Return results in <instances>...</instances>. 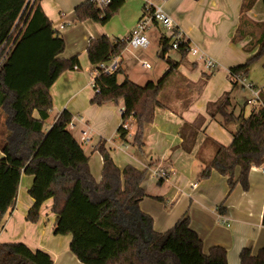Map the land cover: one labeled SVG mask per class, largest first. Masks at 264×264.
<instances>
[{"label": "trees", "instance_id": "trees-1", "mask_svg": "<svg viewBox=\"0 0 264 264\" xmlns=\"http://www.w3.org/2000/svg\"><path fill=\"white\" fill-rule=\"evenodd\" d=\"M256 1L243 0L242 20ZM29 2L0 0V111L6 114L7 129L0 140V221L14 210L22 177L28 175L34 177L29 192L35 202L27 220L37 223L42 204L52 199L57 216L53 234L70 235V251L83 264H228L227 250L222 247L204 253L202 240L191 229L187 216L164 233L154 231V221L140 210L139 204L146 196L142 184L148 170L132 166L119 169L100 147L104 165L102 179L97 182L91 174L90 158L69 130L72 113L64 111L49 130L44 127L53 108L50 89L61 74L73 70L79 61L76 57L60 58L66 49L61 33L44 13L41 0ZM124 2L114 0L101 11L87 0L75 9L77 21L92 20L105 25ZM257 26L263 32L246 48L248 52L257 48V52L244 65L231 68V74L247 77L252 65L264 59V24ZM246 34L241 25L232 40L243 41ZM170 41L166 36L161 39L164 53L169 51ZM88 45V58L96 73L92 105L101 107L123 101L119 133L125 138L129 131L124 123L134 119V140L142 146L145 127L152 124L156 110L163 108L160 96L180 64L169 59V70L158 82L150 81L144 86L128 78L120 82V68L109 75L100 66L120 57L127 44L122 39L102 36ZM187 46L181 43L178 50L182 58L187 55ZM231 81L233 86L238 84ZM215 105L213 117L219 115L223 123L236 124L239 130L233 132L230 146H216L209 161L202 160L210 140L205 141L198 153L205 169L203 177L217 172L227 177L231 189L238 183L248 190L252 167L264 165V111L252 112L247 118L237 116L231 110L230 93ZM195 136L196 133L191 138ZM224 209L222 205L220 211ZM0 264H53V260L46 252L11 242L0 243ZM240 264H264V246L258 254L244 249Z\"/></svg>", "mask_w": 264, "mask_h": 264}, {"label": "crops", "instance_id": "crops-1", "mask_svg": "<svg viewBox=\"0 0 264 264\" xmlns=\"http://www.w3.org/2000/svg\"><path fill=\"white\" fill-rule=\"evenodd\" d=\"M86 1L40 2L54 29L65 41L66 49L60 58L69 60L76 57L79 61L77 69L61 74L50 89L53 99L50 114L56 112V115L49 127L64 111L72 113L75 127L69 130L77 132L78 140L83 142L82 133L88 132L89 139L85 143L89 150L83 149L90 158L91 174L97 182L102 179L104 165V158L98 151L100 147L107 151L119 169L132 166L137 170H148L142 184L146 196L139 204L140 210L154 221L155 232L164 233L187 216L191 229L202 240L204 253L209 254L212 248L222 247L227 250L228 264H240V254L244 249L258 254L264 246V165L252 167L248 190L238 183L231 189L227 177L217 172L208 178L203 177L205 169L198 153L205 141L210 140L202 155V160L209 161L215 155L217 145L228 147L233 142L237 125L223 123L219 115L213 117L217 109L215 104L230 91V69L244 65L257 52V48L251 52L246 48L263 32L257 26L264 24L262 0H257L254 8L244 14L245 20H242L243 0H166L163 3V9L183 31L185 41L216 59L219 66L212 72L208 71L200 65V60L190 55L185 56L189 62H185V58L172 60L180 65L160 96L163 108L156 110L152 124L145 127L142 146L134 140L137 128L134 119L127 121L129 134L125 138L119 133L123 101L106 103L101 107L92 105L96 94L94 87L92 90L95 67L89 61L87 49L91 40L102 36L117 40L131 35L136 24L147 14L144 1L138 0V4L134 0L127 3L124 0V5L109 25L92 20L77 21L75 9ZM241 25L247 34L243 41L235 43L232 39ZM160 27L154 25L152 28ZM165 36H158L156 42L159 46ZM145 50L148 49L128 47L116 59L121 70L118 75L120 82L128 78L144 86L150 81L158 82L166 75L169 65L157 71L153 69L155 66L139 71L138 64L145 67L148 62L144 59ZM167 53L163 52L164 58ZM257 68L263 71L264 59L253 64L250 73ZM35 116L38 117L37 113ZM185 125L190 127L185 128ZM158 168L175 173L168 181L152 179L151 170ZM33 183V176L23 175L14 210L0 221V243H24L32 251L48 253L53 264H83L70 251L72 237L53 234L57 216L53 212L52 199L42 204L37 223L27 220L35 202L29 192ZM222 205L225 209L220 211Z\"/></svg>", "mask_w": 264, "mask_h": 264}, {"label": "built area", "instance_id": "built-area-1", "mask_svg": "<svg viewBox=\"0 0 264 264\" xmlns=\"http://www.w3.org/2000/svg\"><path fill=\"white\" fill-rule=\"evenodd\" d=\"M94 7L98 10L104 11L109 8L114 0H91ZM145 5L146 15L136 24L134 30L132 31L131 35L127 38L122 39L128 47L131 48H141V49H149L151 43L147 38V32L150 28L154 25H159L171 32V38L173 39L171 48L173 50H179L181 43H187L185 41V35L183 31L178 29L175 22L172 18L167 14L166 10L163 9V3L166 0H143ZM188 44V43H187ZM187 54L191 55L192 57L197 58L201 62H203L205 68L208 71H214L218 66L219 63L216 59H213L211 56H208L205 52H203L198 47H192L188 44ZM145 68L150 69L151 65L148 63L144 64ZM75 69L77 67L75 66ZM100 69L103 73L112 75L118 69L117 60H114L112 63L109 64H101ZM264 71V69H263ZM96 75V73H95ZM230 80H233L237 83L244 82L243 78H246L243 74L233 75L229 74ZM95 86V80L93 81V87ZM248 89L250 92V98L248 99L247 106H250L253 109V112L257 111H264V81L261 85H254L253 83L247 84L243 86ZM124 112V108L120 110V113ZM70 129L74 128L72 121L68 125ZM124 128L129 130V125L127 122L124 123ZM83 140L85 142L88 141V132H83ZM264 174V169H263ZM175 172L170 170L168 171L165 168H158L151 170V177L152 179H158L162 181L170 180V177Z\"/></svg>", "mask_w": 264, "mask_h": 264}, {"label": "rangeland", "instance_id": "rangeland-1", "mask_svg": "<svg viewBox=\"0 0 264 264\" xmlns=\"http://www.w3.org/2000/svg\"><path fill=\"white\" fill-rule=\"evenodd\" d=\"M134 1L138 4H140V2L138 0H134ZM32 2H34V0H30V3H32ZM127 2H129V1L127 0L126 3ZM154 2H157V1L154 0ZM110 23H111V20L105 25H109ZM150 29L148 30L149 32H147V38L150 41L151 45H150L148 50H145L143 52L146 55V57L144 59H146V61H148L147 63L151 66H155L153 68L154 71H157L161 68L168 67V60L169 59H171V60L180 59V61L184 60V59H182L180 53L176 50H173V49H170L169 52L166 54V57L164 58L163 49L161 46H159V44H157L156 41H157L158 36H160L161 34H163L164 36L166 35L167 37L171 38V32L169 30L163 29L162 27H160L159 29H157V28H152L151 30ZM110 39H115V38H110ZM172 41H173V39L171 38L170 42H172ZM138 52H140V50H138ZM161 55L163 56V58H161ZM187 55H189V54H187ZM184 58L186 59L185 62H189L188 57H184ZM190 58L192 59V57H190ZM200 65L204 66L203 62H200ZM138 69H139V71H143V72L145 71V67H143L142 64H138ZM200 70H202V69H199V71ZM253 70L254 69L251 70V73L246 78H243L244 82H239L236 86L231 85L229 87L230 88V91H229L230 99H231V104H232L231 110L237 116H243V117L247 118L252 112V108L250 106H247V103H246L248 101V99L250 98V92L248 91V89L246 90V88L243 86L250 84V83H254L256 85H261L264 81L263 71H261L259 68H257L254 71ZM141 86H143V85L141 84ZM92 90H93V86H92ZM55 115H56V112L53 114H50V119L46 121L44 127H46L47 130L50 128L49 126L52 124ZM5 124H6V115H5V113H3L1 111L0 112V134H1L0 137H2V135L4 133H6V131H7V129L5 128ZM70 132L78 140L77 132H74L71 130H70ZM78 141L82 144L84 149L88 152V150H89V147H87L88 144L83 142V141H80V140H78Z\"/></svg>", "mask_w": 264, "mask_h": 264}, {"label": "water", "instance_id": "water-1", "mask_svg": "<svg viewBox=\"0 0 264 264\" xmlns=\"http://www.w3.org/2000/svg\"><path fill=\"white\" fill-rule=\"evenodd\" d=\"M35 1V0H34ZM30 3V2H29ZM161 58H163V56L161 55ZM237 130H239V128H237Z\"/></svg>", "mask_w": 264, "mask_h": 264}]
</instances>
